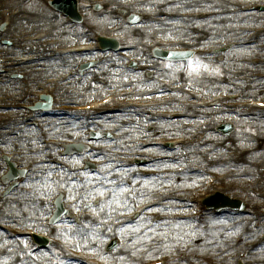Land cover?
<instances>
[{"label": "bare ground", "instance_id": "6f19581e", "mask_svg": "<svg viewBox=\"0 0 264 264\" xmlns=\"http://www.w3.org/2000/svg\"><path fill=\"white\" fill-rule=\"evenodd\" d=\"M167 1V0H166ZM209 1L212 0H169L168 4H205V3H209ZM218 3L220 1L221 4H234V2L238 1V0H216ZM264 1V0H263ZM168 2V1H167ZM164 3V2H163ZM134 4L135 7L133 6V9H137L141 8L142 6L138 3V0H134ZM152 6H154V4H152ZM111 7H113V4H109L106 9L104 10L105 14H110L113 18L115 16H118L116 13H114V9H111ZM104 8V7H103ZM121 12V11H120ZM25 17L27 18V20L29 21V23L32 24V19L33 20H37L39 22H43V23H49L52 27L55 28V30L58 33V36L61 37L62 40H65V36H64V31H65V27L61 26L58 24L57 20L55 19H48L46 17H40V15H38L33 8L29 9V13H25ZM261 15H255V14H248V15H236L235 17H231L230 15H224V17L222 18H218L217 20L214 19V21H206L204 23L200 22V26L202 27L199 31L196 32H191L190 30L189 32H178L176 30V26H171L169 24V22H161L160 24H156V25H145L142 26L143 28L138 29V28H125V35L126 38L131 41V40H140V38H143L145 36L148 35H154V33H161V34H167V35H171V34H176V35H181L184 37H189L192 36L194 38H198L197 41L200 42L202 41L204 38H209L212 30H215L216 32H218L219 34H221L222 36H224L228 41H235V39H239L241 38V35L239 33L236 32V27L235 25L240 24L242 22L244 23H254L257 22L258 20H260ZM225 22L227 23L228 29L226 32L220 31L218 29V26L220 25V23ZM190 23V22H188ZM71 35H76L79 34L78 32H70ZM221 37V36H219ZM174 40V39H171ZM217 42H224V41H219L217 40ZM264 51V36H262V38H259L257 40L254 41L253 46L251 47V49H246V48H234L229 54H226L225 56H222V58H224L225 61H231V57L232 56H238V55H242L244 53H253L254 51ZM202 60H206V59H202ZM208 60V59H207ZM118 61V59L116 57H108L105 58L103 60V62L101 63V68H100V73H98V77H95L92 80H88L86 81L84 84L81 85H77V88L79 89L80 92L91 88V90H87L88 92H92L94 94L98 93V94H103L106 91V86L105 85H97L95 83V81L97 79L101 80L103 75H105V79H110V77L113 78V83L111 84H119V86H122V83H128V81H132V83L134 84H138L140 88L143 87V85L140 84V80L139 77L132 75L130 73H125L123 71L120 72H114L115 70H111L110 69V64L112 65L113 62ZM7 65V64H6ZM212 64H205L203 65V67H207L210 68ZM239 68V72H236L235 75L238 77H234L231 76L230 80H233L234 82L238 83L239 85H241L242 87H251V90L248 91V94H253L255 92H259V94L264 93V90L262 91V87L264 88V81L263 82H255V81H249L248 83V78L246 77V73L247 71L251 70L249 69L247 66L245 65H238L237 66ZM240 73V75H239ZM2 92H8L7 88L5 87H0V93ZM245 95L246 92L244 91ZM9 94V93H7ZM209 117L212 118L214 121L219 120L220 118L218 117L217 114V110L215 111H209ZM144 120V117L142 118V116H140L138 118V120ZM119 121H115L113 124L110 122V120H106V126H111V125H115L117 122H121L123 121L126 125H129V120L133 121V120H137V118L135 116H132V114H128L126 113L124 115V117H120L118 119ZM143 123V122H142ZM236 124L237 127L240 128V130H246L249 129L251 131V129L253 128V124L255 127L259 128V130H262L264 132V121H254V120H250V119H244V120H236ZM1 126V125H0ZM251 127V128H250ZM108 129V128H107ZM1 130V128H0ZM72 130V127L70 128H63V127H59L58 129H56V133L57 134H61L63 131H70ZM177 130V126H175V123H169V122H158L157 125H155L154 127V133H158L161 131H176ZM253 130V129H252ZM28 134V135H27ZM138 134H140V132L137 130V128L135 126H131L129 127V129H125V130H121V135H120V144L122 146L125 145H129L130 141V137L131 136H137ZM0 135L1 131H0ZM213 138V137H212ZM211 137H207V141L208 144H213L216 143L215 139H212ZM25 140L27 141H36L33 135L32 130L27 129L24 131V137L22 139V141L20 142L22 145L23 149L27 148V145L25 144ZM11 141H14L13 138L8 137V135L6 134V143H9ZM132 143V142H131ZM193 148L191 147H187L184 148L183 150H181L183 153L186 154L187 157L189 158H193V152H192ZM257 153H255L252 157H254ZM263 158H264V153L262 154ZM205 158L201 159V158H196V160L202 163V166L204 167L205 164H220V157L219 154L218 155H213L212 153L210 154H205L204 155ZM252 157H245V158H237L233 164L238 168L241 169L242 173L245 174H252L254 176H256L260 171L251 165L250 159ZM263 162V161H262ZM165 165H170L169 163H163L161 164V166H165ZM226 167L230 166L228 163L224 164ZM205 177V171L202 170L200 171V173H198L197 175H180V177H170V178H165V179H160V178H149L146 180H141L140 183L138 184V189L136 190L135 194L136 197H144L146 196L148 193L154 191L155 189L161 187V186H166L164 184V181H167V185H175V188L177 187H182V188H177L176 190H184V185L185 182L188 181L189 179L194 181V184H196V180H201ZM234 180V179H232ZM235 181V180H234ZM45 187H49L48 184L45 185ZM194 187H189V189H193ZM153 188V189H152ZM152 189V190H151ZM147 190H150L148 192H146ZM253 190H247L244 193L245 196V201L247 203H251L252 200H254L253 197ZM146 192V193H144ZM17 199H20V202L24 203V206L26 208L29 209V211L31 212V220L30 222L32 224H36L38 218H36V216L38 214H42L43 211L40 210L38 208V206L34 203L33 200H25L22 199L21 197H18L17 195H15ZM118 196V193L117 195ZM115 196V197H116ZM14 204L16 203L15 201L13 202ZM13 211H15V208L12 207ZM230 217V214L227 213L224 216L220 217V218H211L212 220L207 221L204 229H202V233H197L194 234L193 233V229L190 228V223L188 222H184V223H178V224H169L168 227L163 231L160 229H156L152 232V235H156L159 233H162L165 238V244L160 246L159 249L163 250L166 248H170L172 244H176L177 242L184 240L186 237H194L197 240H202V243L196 247V249H201L202 251H210L215 249L217 246L220 245V249L221 250H227V253L229 252V254H241V253H245L246 250V246H244V243L238 244V245H233L231 244V238H230V234H232L234 232V229H230L226 226V221L227 219ZM242 222L243 223H248L246 227H249V231L251 232L252 229H256V225L255 227L253 226V224L251 222L248 221V218L243 217L242 218ZM140 226V224H139ZM228 229H227V228ZM259 227H263L264 228V223L260 224ZM136 231H137V224L135 226L132 227H128L125 231H124V239L125 242L128 243V245L126 244L124 248L116 251V255H124V259H126V255L128 253H132V252H136L138 251V249L147 243V237H138L136 235ZM91 234V238L93 240H100L101 237H104V234L101 231H98L97 229H91L90 231ZM249 232V233H250ZM77 236V234H76ZM127 238V239H126ZM3 242V238L2 235L0 234V243ZM98 243V242H96ZM24 244L23 242H20L19 244L13 245L12 248L9 250V262L8 264H16V255L19 252H22V250L24 251ZM259 250L255 251V252H251V253H255L254 255H249V254H245L246 256H253V263L257 262V264H264V250L262 252H258ZM113 256L112 255L110 257L111 260H113ZM47 258L44 257L43 254H40L37 259H35V262H37L36 264H46L47 263ZM1 264V263H0Z\"/></svg>", "mask_w": 264, "mask_h": 264}, {"label": "rangeland", "instance_id": "374dc122", "mask_svg": "<svg viewBox=\"0 0 264 264\" xmlns=\"http://www.w3.org/2000/svg\"><path fill=\"white\" fill-rule=\"evenodd\" d=\"M212 4V5H210ZM219 4H221L220 2L218 3L216 0H212L210 1L208 4L204 5V4H196L195 7H193V9L191 10H207V9H211L212 6H218L219 9H222L223 7L220 6ZM210 5V6H209ZM16 4H6V7H15ZM262 22V21H261ZM261 23H259L260 25ZM39 23H34L32 26H23L21 25V29H25V30H29V29H41V28H45V27H39ZM111 25V24H109ZM237 26V25H236ZM35 27V28H34ZM166 38H174V37H171V36H165ZM69 43L68 41L65 42V44ZM71 43V42H70ZM202 61H195V62H191L188 66L189 68H191L189 71H188V82H191V83H194L195 81H198L195 77H192V73L193 72V68H195L196 65H199L201 64ZM206 63H211L210 60L206 61ZM212 64V63H211ZM186 72H187V69H185ZM207 74V76L211 75L213 77H217V76H220V70H219V66H217V74H209V73H205V75ZM176 73H173V72H167L165 75H163V78L164 79H170V78H175L176 76ZM204 84V83H203ZM260 96H255V98H259ZM89 98V97H88ZM88 98H85V100H88ZM234 128H235V134H233V138H230V137H227L225 138L224 140L228 139L229 138V143H224V148H228V149H233L234 147L239 148V147H247L249 146V144L251 143L252 139L255 138V136L253 134H258V131L259 129L258 128H255L253 127V131H251L250 133H247L246 131H243V133H239L241 132V130L237 127V124L234 125ZM249 134V136H247L246 134ZM246 135V136H245ZM246 138V139H245ZM264 139V138H263ZM225 142V141H224ZM216 172H221V170H216ZM235 235V234H234ZM196 244H198V241L196 242ZM173 248V245L172 247ZM195 253H198V254H203V255H209L207 253H203V252H195ZM161 255H153V256H145V260H150V259H153V258H157ZM144 258V257H143Z\"/></svg>", "mask_w": 264, "mask_h": 264}]
</instances>
